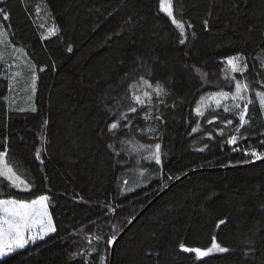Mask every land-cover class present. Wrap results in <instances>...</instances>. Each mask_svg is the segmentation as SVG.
Segmentation results:
<instances>
[{
    "label": "trees",
    "instance_id": "trees-1",
    "mask_svg": "<svg viewBox=\"0 0 264 264\" xmlns=\"http://www.w3.org/2000/svg\"><path fill=\"white\" fill-rule=\"evenodd\" d=\"M160 1L0 2L8 14H0L8 34L0 43V150L32 185L10 192L26 201L49 196L56 229L0 264H264V160L243 163L252 160L246 150L264 152L259 103L251 97L250 124L235 145L227 143L241 134L235 115L193 111L216 90L208 84L223 81L227 57L243 55V77L264 79V0H173L185 37ZM141 77L167 95L157 97ZM120 111L128 119L113 135L107 124ZM123 139L161 145L151 178L134 172ZM128 225L111 258L108 239ZM213 240L226 251L197 259L181 249L206 250Z\"/></svg>",
    "mask_w": 264,
    "mask_h": 264
},
{
    "label": "snow or ice",
    "instance_id": "snow-or-ice-1",
    "mask_svg": "<svg viewBox=\"0 0 264 264\" xmlns=\"http://www.w3.org/2000/svg\"><path fill=\"white\" fill-rule=\"evenodd\" d=\"M0 2H2V0H0ZM37 10L39 11V9ZM160 10L164 12L171 19L173 25L179 29L180 36L185 37V25L174 18L173 0H161ZM0 14H3L5 20L8 19V14L3 9H0ZM188 27H191V25ZM0 28H2V26H0ZM48 32L49 34L54 35L56 32L55 26L48 29ZM7 35L6 31L0 30V38H3V40H0V43L6 40ZM44 38L46 39L47 37ZM179 42L180 44H184L185 39L182 38ZM68 51L71 52L72 49L69 48ZM244 59L245 58L241 54L226 58V64L229 66L231 73L243 74L247 71V63L241 64ZM40 70L43 71V69ZM196 71L199 73L200 70L197 68ZM203 76H206V74H203ZM32 79L33 82H35L36 76L33 75ZM225 79L228 80L229 83L233 80L235 81V90L225 91L221 89L203 94L196 102V107L193 111L196 116L204 117L205 110L210 109L213 104L215 105V108L211 109L212 111L222 107L224 112L235 115L238 118L239 125L235 126V131L237 133H241V129L250 124V120L248 118L250 116V106L254 103L246 95L249 92V84L246 82V78L244 80H238L235 76H226ZM141 82L148 88H151L152 92H154L157 97L167 95L161 84L157 83L153 87L144 77H141ZM205 83H207V81H205ZM143 96L149 104L152 102L151 93L145 91ZM255 96L259 103L260 110L264 112V91H256ZM133 100L135 101V104H139L141 106L145 103V99H142L135 93L133 94ZM229 100L232 101V104L226 103V101ZM241 102H243V105ZM33 111H35V109H33ZM128 111L136 112L137 108L135 105H129ZM127 119V113L120 111L117 119L107 124L108 131L115 135L116 131L119 129L120 121ZM157 119H159V117H157ZM215 119L216 117H213V119L208 120V123H214ZM45 124H47V121H45ZM232 124V119H228L225 123V127ZM127 126L128 125L125 124V127ZM192 131H198V127L193 128ZM219 134L222 135L223 132ZM238 139H245L242 133L239 138L237 135H232L228 139L227 143L235 145L238 143ZM261 144H264V140L261 141ZM109 147L111 148L112 145L110 144ZM154 148L155 151L149 149V154L144 157V159L147 161L154 160L156 164H160L161 145L157 143L154 145ZM238 150L239 148L233 149V151ZM200 151H203V149H200ZM117 154L119 155V153ZM245 155H250L252 160L243 161V163H254L255 161L264 160V152H258L255 148H252L250 151L246 150ZM36 158L40 159V150H37ZM137 163H139V161H137ZM143 174V172L140 173L141 176H143ZM169 179H171V177H169ZM5 181L7 182L6 184L4 183ZM31 187V183L24 175L21 174L16 163L8 157L7 149L0 150V261H3L4 258L10 254L24 249L29 243L35 244L37 240H44L50 232L56 231L52 224V218L48 212L49 196L40 195L35 199L26 201L24 199L17 198L10 192L11 189L27 192L31 190ZM129 223H131V220ZM220 223L223 224L224 221H220ZM96 239H99V237H96ZM116 239L117 236L112 235L108 239L107 244L112 246ZM181 249L185 252H194L197 258L206 256L213 250L220 252L226 251V249L221 247L215 240H213L212 246L206 251H202L199 248H188L183 244L181 245Z\"/></svg>",
    "mask_w": 264,
    "mask_h": 264
},
{
    "label": "rangeland",
    "instance_id": "rangeland-1",
    "mask_svg": "<svg viewBox=\"0 0 264 264\" xmlns=\"http://www.w3.org/2000/svg\"><path fill=\"white\" fill-rule=\"evenodd\" d=\"M160 3H161V1H160ZM0 54H2V53H0ZM24 56L25 55H23V54L15 55V61L17 60L16 62H22V64H24V60H25ZM243 63H244V61L241 62V64H243ZM262 63L264 64V55H262ZM226 76H229V77L235 76V78L238 80H244L245 79L243 77V74L231 73V70L225 61V67H224V70L222 72L223 81H221L220 83H209L208 86L216 88L215 91H218L221 89H223L225 91H234L235 90V81L233 80L231 83H229L228 80L225 79ZM246 82L249 84V92L246 94L249 99H252L251 97L256 98V96H255L256 91H264V79H262V80L257 79V78L254 79V77H251V79H246ZM226 88H229V89H226ZM226 103L232 104V101L229 100V101H226ZM241 104L243 105V102H241ZM213 108H215L214 104L211 106L210 109H213ZM207 110L208 109H206L205 112ZM263 115H264V112H263ZM213 117H215V116L209 117L208 120L213 119ZM216 120H217V118L215 119V121ZM215 121H214V123H215ZM211 124H213V123H210L209 125H211ZM216 133H218V134L221 133V130L220 129L216 130ZM205 135L209 136V134L207 132L205 133ZM154 145L155 144H153V145L141 144V143H138L132 139H129V140L123 139L122 141L121 140L119 141L120 150L123 151V153L126 157H129V159H131L133 161L134 172L137 173V176L142 177L140 175L141 172L144 173L143 176H147L148 178H151L155 174L153 172L154 169L152 167L153 165H155V161L154 160L147 161L144 159V157H146L149 154V149H151L152 151H155ZM137 161H139V163H137ZM156 165H158V164H156ZM51 233L52 232H50L49 234H51ZM37 241H39V240H37ZM30 244H32V243H29L28 245H30ZM28 245H26V246H28ZM206 250H202V251H206ZM192 253L197 258L196 254L194 252H192ZM217 253H222V252L217 251V250H213L212 252L208 253L206 256H202L199 258H204V257H207L209 255L217 254ZM199 258H197V259H199Z\"/></svg>",
    "mask_w": 264,
    "mask_h": 264
},
{
    "label": "water",
    "instance_id": "water-1",
    "mask_svg": "<svg viewBox=\"0 0 264 264\" xmlns=\"http://www.w3.org/2000/svg\"><path fill=\"white\" fill-rule=\"evenodd\" d=\"M184 176H186V175H183L181 178H179V179H177L176 181H178V180H180V179H182V178H184ZM175 181V182H176ZM154 200H152L151 202H153ZM151 202H150V204H151ZM148 206V205H147ZM143 212V210L137 215V216H139L141 213ZM137 216L131 221V223L137 218ZM131 223H129V225L131 224ZM129 225L117 236V239H116V241L113 243V245H112V247H111V258H112V254H113V250H114V246H115V244H116V242H117V240L124 234V232L127 230V228L129 227Z\"/></svg>",
    "mask_w": 264,
    "mask_h": 264
}]
</instances>
